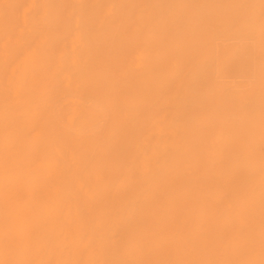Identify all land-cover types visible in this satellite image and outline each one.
Wrapping results in <instances>:
<instances>
[{
    "label": "bare ground",
    "instance_id": "6f19581e",
    "mask_svg": "<svg viewBox=\"0 0 264 264\" xmlns=\"http://www.w3.org/2000/svg\"><path fill=\"white\" fill-rule=\"evenodd\" d=\"M0 264H264V0H0Z\"/></svg>",
    "mask_w": 264,
    "mask_h": 264
}]
</instances>
